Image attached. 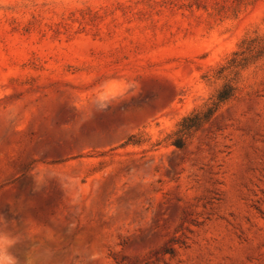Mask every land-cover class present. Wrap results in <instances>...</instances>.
<instances>
[{"label": "rangeland", "instance_id": "1", "mask_svg": "<svg viewBox=\"0 0 264 264\" xmlns=\"http://www.w3.org/2000/svg\"><path fill=\"white\" fill-rule=\"evenodd\" d=\"M264 0H0V249L14 264H264ZM134 136L131 144L127 140Z\"/></svg>", "mask_w": 264, "mask_h": 264}, {"label": "trees", "instance_id": "2", "mask_svg": "<svg viewBox=\"0 0 264 264\" xmlns=\"http://www.w3.org/2000/svg\"><path fill=\"white\" fill-rule=\"evenodd\" d=\"M238 49L218 72L220 76L226 75L225 83L201 108L183 117L169 136L171 145L177 149L185 148L194 134L208 124L226 103L235 98L239 92L240 73L264 58V35L244 39ZM133 138L134 136L130 137L126 145L131 144Z\"/></svg>", "mask_w": 264, "mask_h": 264}, {"label": "clouds", "instance_id": "3", "mask_svg": "<svg viewBox=\"0 0 264 264\" xmlns=\"http://www.w3.org/2000/svg\"><path fill=\"white\" fill-rule=\"evenodd\" d=\"M0 264H14L13 258L6 256L2 249H0Z\"/></svg>", "mask_w": 264, "mask_h": 264}]
</instances>
